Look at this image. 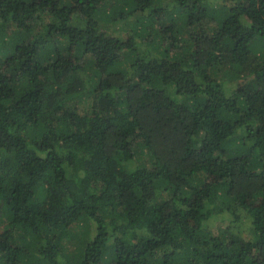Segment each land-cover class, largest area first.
Here are the masks:
<instances>
[{
	"label": "trees",
	"instance_id": "trees-1",
	"mask_svg": "<svg viewBox=\"0 0 264 264\" xmlns=\"http://www.w3.org/2000/svg\"><path fill=\"white\" fill-rule=\"evenodd\" d=\"M0 264H264V0H0Z\"/></svg>",
	"mask_w": 264,
	"mask_h": 264
},
{
	"label": "rangeland",
	"instance_id": "rangeland-1",
	"mask_svg": "<svg viewBox=\"0 0 264 264\" xmlns=\"http://www.w3.org/2000/svg\"><path fill=\"white\" fill-rule=\"evenodd\" d=\"M212 223L215 224V226H219L222 224L220 221V218H218V217L213 218ZM250 229H251V226L249 223H247L245 226V230L248 232Z\"/></svg>",
	"mask_w": 264,
	"mask_h": 264
}]
</instances>
